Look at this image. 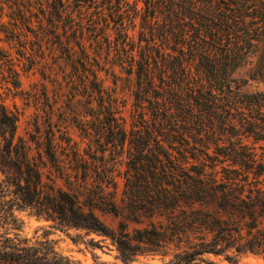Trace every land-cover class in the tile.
Masks as SVG:
<instances>
[{"label": "trees", "instance_id": "16d2710c", "mask_svg": "<svg viewBox=\"0 0 264 264\" xmlns=\"http://www.w3.org/2000/svg\"><path fill=\"white\" fill-rule=\"evenodd\" d=\"M0 31L20 54L0 46V264H76L17 209L125 261L264 253V89H243L264 82V0H0ZM21 63L40 74L31 138L6 103Z\"/></svg>", "mask_w": 264, "mask_h": 264}, {"label": "rangeland", "instance_id": "374dc122", "mask_svg": "<svg viewBox=\"0 0 264 264\" xmlns=\"http://www.w3.org/2000/svg\"><path fill=\"white\" fill-rule=\"evenodd\" d=\"M9 17L4 15L2 20ZM0 46L7 50L15 61L20 57L17 46L14 42L4 40L5 34L0 31ZM21 71L22 91L6 95V103L12 109H17L20 114L18 134L31 138L37 134V82L40 81V74L37 66L24 70L22 63L17 66ZM249 65L241 69V73H247ZM112 85L111 79L106 81ZM0 89L5 90L0 82ZM246 91L264 89V82L251 79L243 87ZM78 137V136H77ZM84 144V143H83ZM16 214L20 219V232L22 237L28 239L29 243H40L48 241L61 254L71 258L76 264H164L170 255L142 253L130 261H125L111 238L104 235L85 230L69 228L56 223L44 216H38L29 209H17ZM14 229V231H16ZM231 256L226 253H206L205 257L215 261L217 264H264V253L244 251L236 253L231 251ZM203 264H208L203 262Z\"/></svg>", "mask_w": 264, "mask_h": 264}]
</instances>
